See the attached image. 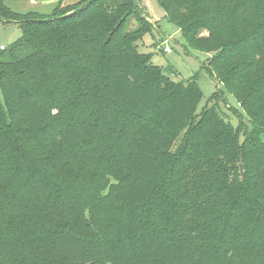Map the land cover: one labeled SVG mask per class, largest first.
Wrapping results in <instances>:
<instances>
[{
	"label": "trees",
	"instance_id": "1",
	"mask_svg": "<svg viewBox=\"0 0 264 264\" xmlns=\"http://www.w3.org/2000/svg\"><path fill=\"white\" fill-rule=\"evenodd\" d=\"M6 1L22 35L0 49V264H264V0H157L247 129L197 117L198 75L139 52L137 0Z\"/></svg>",
	"mask_w": 264,
	"mask_h": 264
},
{
	"label": "rangeland",
	"instance_id": "2",
	"mask_svg": "<svg viewBox=\"0 0 264 264\" xmlns=\"http://www.w3.org/2000/svg\"><path fill=\"white\" fill-rule=\"evenodd\" d=\"M59 1L7 0L5 4L17 13H36L38 15L50 16ZM67 1L73 4L80 0ZM137 2L154 28L152 33L146 34L142 41L137 43L139 52L152 56L151 62L159 66L163 74L174 83L187 82L195 75H198L197 82L202 90L203 97L196 112L197 117L204 108L215 105L216 109L221 112V115L232 122L235 127L241 124L243 128L244 126L246 127L248 119L234 96L229 95L230 93L227 89L220 82L212 78L205 68L212 54L188 47L181 28L174 23H170L165 18L166 14L157 0H137ZM128 23V30L135 29V18L129 19ZM2 24L0 23V44H4L8 48L21 37L22 29L18 26L9 27ZM167 47L170 48L171 52L166 51ZM181 138L179 137L175 141L172 151L178 149ZM111 182L117 183L113 178H111ZM107 193L108 187L103 194L106 195Z\"/></svg>",
	"mask_w": 264,
	"mask_h": 264
},
{
	"label": "crops",
	"instance_id": "3",
	"mask_svg": "<svg viewBox=\"0 0 264 264\" xmlns=\"http://www.w3.org/2000/svg\"><path fill=\"white\" fill-rule=\"evenodd\" d=\"M80 1H82V0H80ZM80 1H77L76 3H78V2H80ZM63 2V5H65V6H67V5H73V4H76V3H73V4H70V1H67L66 2V0L64 1H62ZM67 3V4H66ZM1 24H2V22H0ZM2 25H5V26H9V27H13V26H18V25H16V24H2ZM19 27V26H18ZM16 28V27H15ZM20 28V27H19ZM2 46H5L4 44H0V48L2 47Z\"/></svg>",
	"mask_w": 264,
	"mask_h": 264
},
{
	"label": "built area",
	"instance_id": "4",
	"mask_svg": "<svg viewBox=\"0 0 264 264\" xmlns=\"http://www.w3.org/2000/svg\"><path fill=\"white\" fill-rule=\"evenodd\" d=\"M0 49H1V50H4V49H5V46H2ZM166 51L171 52V50H170L169 47L166 48Z\"/></svg>",
	"mask_w": 264,
	"mask_h": 264
}]
</instances>
